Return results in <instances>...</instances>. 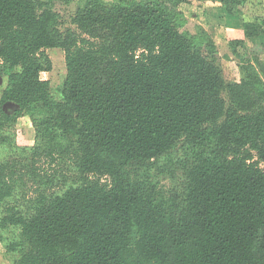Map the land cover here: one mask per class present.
I'll return each mask as SVG.
<instances>
[{
	"label": "trees",
	"instance_id": "1",
	"mask_svg": "<svg viewBox=\"0 0 264 264\" xmlns=\"http://www.w3.org/2000/svg\"><path fill=\"white\" fill-rule=\"evenodd\" d=\"M188 1L81 0L60 32L55 0H0L12 264H264V42L233 49L241 77L225 81L209 36L181 30ZM209 1L238 17L246 2ZM241 20L246 38L264 32ZM52 47L60 100L40 76ZM21 115L32 145L6 133Z\"/></svg>",
	"mask_w": 264,
	"mask_h": 264
},
{
	"label": "crops",
	"instance_id": "2",
	"mask_svg": "<svg viewBox=\"0 0 264 264\" xmlns=\"http://www.w3.org/2000/svg\"><path fill=\"white\" fill-rule=\"evenodd\" d=\"M178 9L183 13V17L186 20L189 16L191 21L196 22L198 27L209 36L216 47L217 57L228 56L227 59L234 64L235 70L232 73L233 79L231 80L238 82L241 77L239 69L240 57L236 53L242 55L253 46L254 42H264V32L255 40L244 36L241 18L244 20H264V0H246L238 8L241 12L239 17L226 13L219 3L209 0H190L180 4ZM238 40L241 41L240 44L231 45V42L236 44ZM222 47L224 48L223 51H221ZM233 49H235L236 53L233 52ZM260 59L264 61V54L260 56ZM6 260L10 264V258H6ZM6 260L3 257V262H6Z\"/></svg>",
	"mask_w": 264,
	"mask_h": 264
},
{
	"label": "rangeland",
	"instance_id": "3",
	"mask_svg": "<svg viewBox=\"0 0 264 264\" xmlns=\"http://www.w3.org/2000/svg\"><path fill=\"white\" fill-rule=\"evenodd\" d=\"M81 4V0H70L68 3H63V1L55 0V2L52 4V9L56 11L58 15H60L58 21H61L57 28L58 31L62 32L65 27L70 26L71 15L75 12V9ZM181 30H188V32H190L191 34H195L197 33L198 25L196 24V22L191 21L188 16L186 24L182 27ZM223 50L224 48L222 47L221 51ZM46 53L51 61L52 68L48 72H42L40 76L42 79L49 80L52 95L54 96V98L60 100L61 84L66 71L64 53L63 50L59 47H52L46 49ZM227 57L228 56H223L221 58L217 57V62L218 66L222 71V75L225 81H233L231 79H233L232 73H234L235 71L234 64L229 62ZM5 82V78L0 76V92L5 86ZM222 97L225 99L226 104L229 105L227 95L224 91L222 92ZM6 133L9 134V137L11 138L12 142H15L17 145H32L34 142V129L28 116H19L15 123L8 129ZM2 149L3 148H0V155L4 154L2 152ZM2 256L4 257V260H6V258H10L9 254H5V249L0 243V264H9L7 260L6 262H3Z\"/></svg>",
	"mask_w": 264,
	"mask_h": 264
}]
</instances>
